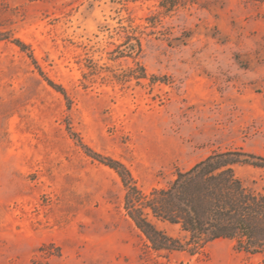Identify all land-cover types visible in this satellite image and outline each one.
Masks as SVG:
<instances>
[{"label": "rangeland", "instance_id": "1", "mask_svg": "<svg viewBox=\"0 0 264 264\" xmlns=\"http://www.w3.org/2000/svg\"><path fill=\"white\" fill-rule=\"evenodd\" d=\"M226 149L264 157V0H0V264H264L151 217L184 245L153 248L93 157L147 193Z\"/></svg>", "mask_w": 264, "mask_h": 264}, {"label": "trees", "instance_id": "2", "mask_svg": "<svg viewBox=\"0 0 264 264\" xmlns=\"http://www.w3.org/2000/svg\"><path fill=\"white\" fill-rule=\"evenodd\" d=\"M13 40L20 49L26 47L19 39ZM47 82L66 97L61 87ZM93 154L120 178L126 214L153 248L183 249L184 245L158 229L151 217L180 224L189 234L185 243L191 245L189 250L225 238L233 240L239 251L264 252V193L247 190L234 171L235 164L264 167L263 156L241 149L213 150L190 168L178 170L166 186L146 193L120 160Z\"/></svg>", "mask_w": 264, "mask_h": 264}]
</instances>
